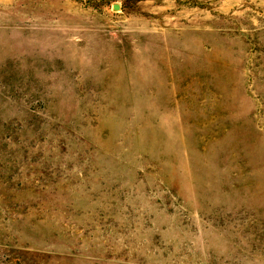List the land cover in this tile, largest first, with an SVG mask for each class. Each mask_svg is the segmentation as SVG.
<instances>
[{
	"label": "rangeland",
	"instance_id": "1",
	"mask_svg": "<svg viewBox=\"0 0 264 264\" xmlns=\"http://www.w3.org/2000/svg\"><path fill=\"white\" fill-rule=\"evenodd\" d=\"M0 264H264V0H0Z\"/></svg>",
	"mask_w": 264,
	"mask_h": 264
},
{
	"label": "water",
	"instance_id": "2",
	"mask_svg": "<svg viewBox=\"0 0 264 264\" xmlns=\"http://www.w3.org/2000/svg\"><path fill=\"white\" fill-rule=\"evenodd\" d=\"M120 7H121V5H120L119 3H113V4H112V8H113L114 10H118V9H120Z\"/></svg>",
	"mask_w": 264,
	"mask_h": 264
},
{
	"label": "trees",
	"instance_id": "3",
	"mask_svg": "<svg viewBox=\"0 0 264 264\" xmlns=\"http://www.w3.org/2000/svg\"><path fill=\"white\" fill-rule=\"evenodd\" d=\"M125 7V5L124 4H121V8H124Z\"/></svg>",
	"mask_w": 264,
	"mask_h": 264
}]
</instances>
